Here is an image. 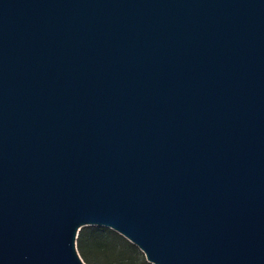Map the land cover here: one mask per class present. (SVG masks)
<instances>
[{"label": "water", "instance_id": "1", "mask_svg": "<svg viewBox=\"0 0 264 264\" xmlns=\"http://www.w3.org/2000/svg\"><path fill=\"white\" fill-rule=\"evenodd\" d=\"M264 264V0H0V264Z\"/></svg>", "mask_w": 264, "mask_h": 264}, {"label": "trees", "instance_id": "2", "mask_svg": "<svg viewBox=\"0 0 264 264\" xmlns=\"http://www.w3.org/2000/svg\"><path fill=\"white\" fill-rule=\"evenodd\" d=\"M77 246L87 264H153L136 244L105 225L83 226Z\"/></svg>", "mask_w": 264, "mask_h": 264}, {"label": "rangeland", "instance_id": "3", "mask_svg": "<svg viewBox=\"0 0 264 264\" xmlns=\"http://www.w3.org/2000/svg\"><path fill=\"white\" fill-rule=\"evenodd\" d=\"M143 252V251H142ZM144 253V252H143ZM144 256H145V254H144ZM145 258H146V256H145ZM144 264V263H143Z\"/></svg>", "mask_w": 264, "mask_h": 264}]
</instances>
